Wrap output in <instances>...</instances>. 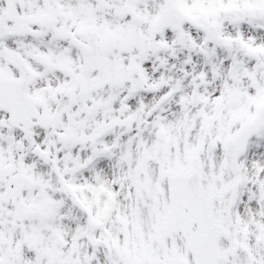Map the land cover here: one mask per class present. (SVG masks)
<instances>
[{
  "label": "snow or ice",
  "instance_id": "6c2138e0",
  "mask_svg": "<svg viewBox=\"0 0 264 264\" xmlns=\"http://www.w3.org/2000/svg\"><path fill=\"white\" fill-rule=\"evenodd\" d=\"M0 264H264V0H0Z\"/></svg>",
  "mask_w": 264,
  "mask_h": 264
}]
</instances>
